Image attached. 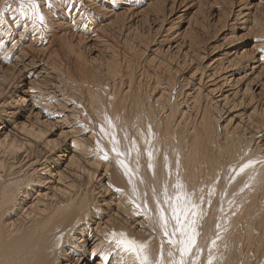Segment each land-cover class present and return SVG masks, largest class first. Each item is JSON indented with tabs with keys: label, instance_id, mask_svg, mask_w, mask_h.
<instances>
[{
	"label": "bare ground",
	"instance_id": "bare-ground-1",
	"mask_svg": "<svg viewBox=\"0 0 264 264\" xmlns=\"http://www.w3.org/2000/svg\"><path fill=\"white\" fill-rule=\"evenodd\" d=\"M198 1L36 0L41 23L20 0H0V264H132L113 232L147 243L153 260L163 240L165 261L178 260L157 209L171 217L164 190L174 198L177 182L198 205L187 264H264V96L255 102L250 84L264 71V18L246 0L233 17L260 56L225 35L224 52L206 59L192 39L206 30L209 3ZM130 14L162 25L151 57ZM87 34L100 49L91 59L74 42ZM182 39V62L162 54Z\"/></svg>",
	"mask_w": 264,
	"mask_h": 264
},
{
	"label": "rangeland",
	"instance_id": "rangeland-1",
	"mask_svg": "<svg viewBox=\"0 0 264 264\" xmlns=\"http://www.w3.org/2000/svg\"><path fill=\"white\" fill-rule=\"evenodd\" d=\"M206 1L209 4H206L207 3ZM212 1L213 0H205V2H204V5L206 4L205 5V8L206 9L204 8V11H203V14H204V16H203L204 18L203 19H205L204 20V23L207 25V26L205 25L206 30L199 29L194 34L195 37H194V35H192L193 37L191 36L192 39H194L196 41V43H198V50H199V52L201 50H203V52L206 50V52L208 54L207 57H206V59H212L216 55H221L224 52V50L227 48L223 44V42H222V37L225 36V35L226 36L233 35L235 38H238V39L234 43L231 44L232 45L231 48L235 49L240 54H242V52L248 53L249 56H250V57L248 56L249 58L260 56V54H262L261 52H263V50H261V48H259L261 44L260 45H257V42H258L257 38H255L252 35L247 34L245 32V30H244V26L241 24L242 21H240L241 23L240 22H237L233 17H235L239 12L241 14H243L245 12V10L243 11V9L245 8V4H250L251 3V6H256L255 10L257 12V15L264 18V3H259V5H258V1L257 0H246V2H245V0H231V2H233V1L234 2L232 4H230L229 3L230 0H227V1L224 0V3L226 2L224 4L222 2V0H220L222 2V4H221L222 6H221V5H212L215 2V1H213V2ZM220 1H218V2L220 3ZM196 2L198 3L199 1L196 0ZM244 2H245V4H244ZM216 3L217 2H215L214 4H216ZM211 5H212V7L213 6L214 7L212 8ZM209 9H210V11H209ZM205 10H206V12H205ZM212 10H213V12L211 13ZM227 10H229L230 12L227 11ZM180 12H181L180 9H179L178 12H177V10H175L171 15H169L170 17L168 16L169 18L166 20L168 23L165 22L166 25L164 26V28L165 27L168 28L169 27V25H168L169 22L172 21L173 19H175L179 15ZM186 18H187V16H186ZM188 18H190V16ZM123 19H124V21L127 24L133 25V27H135V28L138 27V29L140 30V32L141 33L143 32L142 35L143 36L145 35L144 37L142 36V39L148 40L147 43H150V45L152 43V46L153 47L151 46L150 48H149V46H150L149 44L147 46L145 45L146 48L148 47L147 48V51H146V56L151 57L150 56L151 55V50H154L155 48H157L156 45H158V44H156V43H159V41H161L163 35H165L163 33L164 30L161 28V26H162L161 23L159 21H156L155 19H153L151 16H150L149 19H146V16H142V15L141 16L140 15L132 16L130 14V15H127V16L123 17ZM232 19L235 20V23L232 21ZM185 21H187V19H184V21L181 23L179 29L181 27H184L186 25L185 24ZM186 27L187 26H185V28ZM158 36H160V37L158 38ZM151 37H153V38H151ZM85 38H86L85 39V42H86L85 44L84 43L77 42V41H74V42L76 43L77 48L82 46L81 47V51L83 50V53H85V55H86V56L85 55L84 56L86 58H90L91 59V57H94V56H96L98 54V51H100V49L98 50V48H97L98 46H97L96 42H94V37H88V34H87V37H85ZM87 38H89V39H87ZM155 39H157V40H155ZM88 41L89 42L91 41V42L89 43ZM182 42H184L183 39L180 40V41H178L177 43H170L171 45L168 44V42L167 43H164L163 46L161 47V51L163 52L162 54L163 55H168L169 54L168 56H172L174 54L175 57H173V58L176 59L175 61H177V62H180L181 61L182 62L184 60V56L182 55L183 54V48H181V46L183 45ZM179 43H180V45H177ZM88 44H89V46H87ZM93 45H95L94 46L95 48H93ZM169 46H171L170 47L171 49L170 48L168 49ZM179 46H180V48H179ZM84 47L85 48L88 47V49L87 50L86 49L84 50ZM257 49H259V50H257ZM169 50H170V53H169ZM217 50H218V52H217ZM260 50H261V52H259L260 54L257 53ZM171 52H173V53H171ZM213 53L215 55H213ZM262 66L264 67V64ZM184 72L186 73V71H184ZM259 72H261V71H258V73ZM183 73L181 75H183ZM261 73H262L261 74L262 79L261 78L260 79H256L255 81H253V82L250 83L251 84V88L253 89V92L255 91L254 92V96L256 97L255 102H257V103H259V101L262 100V98L264 96V91L263 90H260V89L257 90L258 87L259 86H262L263 83H264V71H262ZM249 77L250 76H248V78L245 79L244 81H247L249 79ZM244 81H237V84H236V87L235 88H237L239 90L240 89L245 90ZM250 93L247 94V95L245 94L244 100H247L248 101L252 97V94H250ZM239 95L240 94H238V96ZM250 95H251V97H250ZM241 96L242 95H240V97ZM246 98H248V99H246ZM249 102H250V100H249ZM252 104H253V102H252ZM247 109H246V111H247ZM244 110L245 109H242L241 112H244L245 113L246 111H244Z\"/></svg>",
	"mask_w": 264,
	"mask_h": 264
},
{
	"label": "snow or ice",
	"instance_id": "snow-or-ice-1",
	"mask_svg": "<svg viewBox=\"0 0 264 264\" xmlns=\"http://www.w3.org/2000/svg\"><path fill=\"white\" fill-rule=\"evenodd\" d=\"M17 11H19L22 15H28L30 12L33 17L38 18L41 23L44 21L43 15L39 13V5L36 3V0H20ZM0 15H2V13H0ZM109 123L111 122L109 121ZM101 131L105 132L103 127H101ZM105 135H108V133L105 132ZM111 141L113 144L112 151L116 153L117 157L123 155V153L118 150V142L116 141L114 135L111 137ZM151 155L152 154L150 152V158ZM102 159H108L106 153ZM118 163L125 169V175H128L130 170L127 168V165L123 161L119 160ZM252 163L253 162H249L242 165L240 172H243L246 168L251 167ZM149 167L151 168L152 165L149 164ZM129 182L131 183V178L129 179ZM175 187L177 192L174 198L168 196L167 188L164 190V203L169 205L172 213L171 217L169 218L166 216L165 210L160 206L159 201H157V209L159 211V222L161 228L163 229V235L168 238L167 243L172 248L177 249L179 252V259L177 260L173 258L171 261H165L163 240H161L160 244L159 259L153 260L150 256L147 243H141L135 239H131L127 237L125 233L117 234L113 232L111 234V240L115 242V246L119 250V253L127 254V256L132 259V264H187L185 257L191 254L192 249L196 246V237L199 235L195 228V217L198 215V205L195 204L189 195L183 191L182 184L177 182ZM133 191H135V189H133ZM170 220L175 221V226L171 232H169ZM177 233H179V236H177ZM213 244H215V241H213ZM168 256L172 257L173 253L169 251ZM208 264H213L211 255L209 256Z\"/></svg>",
	"mask_w": 264,
	"mask_h": 264
}]
</instances>
